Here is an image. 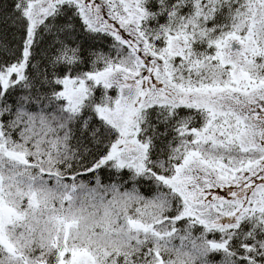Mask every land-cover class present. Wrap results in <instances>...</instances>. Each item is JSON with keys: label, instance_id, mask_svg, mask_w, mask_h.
<instances>
[{"label": "snow or ice", "instance_id": "obj_1", "mask_svg": "<svg viewBox=\"0 0 264 264\" xmlns=\"http://www.w3.org/2000/svg\"><path fill=\"white\" fill-rule=\"evenodd\" d=\"M0 264H264V0H0Z\"/></svg>", "mask_w": 264, "mask_h": 264}, {"label": "trees", "instance_id": "obj_2", "mask_svg": "<svg viewBox=\"0 0 264 264\" xmlns=\"http://www.w3.org/2000/svg\"><path fill=\"white\" fill-rule=\"evenodd\" d=\"M104 176H105V182H107V176H108L107 172L104 173ZM86 179H87V177H86ZM142 190L145 191L146 194H148L147 186H145Z\"/></svg>", "mask_w": 264, "mask_h": 264}]
</instances>
